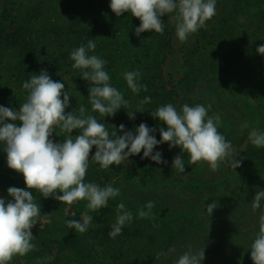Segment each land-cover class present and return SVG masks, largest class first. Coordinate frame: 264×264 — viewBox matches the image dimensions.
<instances>
[{"label":"trees","instance_id":"1","mask_svg":"<svg viewBox=\"0 0 264 264\" xmlns=\"http://www.w3.org/2000/svg\"><path fill=\"white\" fill-rule=\"evenodd\" d=\"M228 1L231 7L225 15L227 18L224 17L221 22L227 24L229 31L225 34L224 42L231 45L239 27L238 24L241 22V17L246 13L247 8L257 4L259 0H255V2L252 0ZM110 2L111 0H68L71 7L68 10L69 14L64 26L58 30L57 28L53 29L54 35L58 33L57 36H61L62 31L60 30H66L67 46L63 56L50 58H55L56 62L66 59L68 67L73 69L72 64L74 62L69 58L71 51L82 44L87 45L88 39H94L96 48L94 52H89V55H97L106 61L105 71L110 76V84L123 93L128 104L119 109L114 116L102 117L98 112H92L88 99L90 83L84 80L80 74L75 78L74 86L61 82L65 84V91L70 94L69 107L65 112L77 110L78 115V109L83 105L86 114L93 115L99 122L104 123L109 132L116 130L119 134L117 127L119 128L122 124L121 120L125 117L124 114L130 113L134 108L154 111L168 103L173 104L174 107L179 103L180 105L177 107L179 110L186 101L194 106L192 101L195 99L191 96L196 95V87L194 89L183 87L182 93L178 94L175 87L168 90L167 83L164 81L163 65L172 50L167 14L161 17V21L164 23L163 35L146 31L137 36L135 28L139 27L140 20L130 13H124L117 17L109 7ZM93 14L97 16V19L92 23L88 22L87 15ZM254 19L253 25L255 27L250 35L251 40L238 50V56L237 54L233 55L230 46L223 53L222 62L208 66L210 67L209 70L204 73L197 69L194 71V64L190 66L193 74L191 72L189 75L191 74L193 78H189L188 85L193 87L198 82L197 76L201 74L205 75L203 80L206 79L207 84L210 85L203 93H198V97L203 99V105L211 104L216 99L215 97L225 96L227 92L232 93L234 89L238 90L239 86L237 85L241 83V74L235 70L238 65L242 67L264 65V55L257 52V48L264 45V10L255 13ZM87 23L92 24L90 29L87 28ZM16 25V31L11 34L7 30L9 27L4 29L2 22H0V44L2 43L0 47L3 44L11 45L14 53L19 54L21 57L20 66H17L15 70L23 81H27L30 75L37 74L39 68L42 67L41 59L36 56L40 42L38 33L34 32L35 28H26L21 21ZM207 44L212 45L209 42ZM56 62L54 61V64L50 65L52 71L47 73L52 77V80L59 82L62 78L57 77L55 79L54 77L58 74ZM73 70L77 71L76 69ZM134 70L141 73L138 83L147 85L148 91L141 90L138 94H134L127 87L123 73ZM210 70L212 71L210 72ZM216 75L218 76L216 77ZM187 79L181 80L180 83ZM146 96L151 97L152 102L142 104L141 100ZM221 100V98H217V101ZM196 104H200V101ZM0 106L10 107L13 110L18 109L15 96L10 90L1 86ZM217 107L222 108L220 105L211 104V109L217 110ZM115 120L119 122L116 123L115 128L110 129ZM7 122L13 123L10 120ZM56 130L58 131L57 135H52L51 138L54 142H63L67 134L62 133L59 128ZM71 134L73 136L78 135L79 131L73 130ZM0 145L3 144L0 143ZM95 151L96 148L93 146L90 159ZM0 160L4 163L7 162L6 152H0ZM138 163L140 168L144 169L146 176L154 179L153 166H147L148 162L144 159H139ZM124 170L122 164L120 166L113 164L110 165L109 169L104 170L97 163L90 161L85 182H95L103 187L115 175ZM239 170L241 184L238 189L228 192L222 191L217 185L194 187L190 189L194 201L183 210L174 212L167 204H162L160 209L152 210L154 219H134L135 216L133 215V220L126 224L122 228L121 234L114 239L109 237V232L116 222L117 212L111 201H108L106 208H102L101 214L86 211L88 215L93 216V222L88 231L83 234L76 232L75 229H68L65 224L68 219L80 220L82 210L75 211V217L64 218L61 222H58L54 215L45 214L47 215L46 218L45 216L40 218V220L45 221V224L41 227L36 224L31 229L34 236L32 243L35 244V249L25 256L14 257L10 264H89L102 248L109 247H118L119 251L114 250L116 254L118 252L124 254L123 260L119 263L116 262L117 264H169L166 252L172 244L188 238H205L208 231L211 232L210 242L216 247L211 264H253L250 247L259 231V224L249 236L245 237L238 229V222L254 213L260 216L261 210L264 209V200L261 201V209L254 212L251 207L256 191L264 190V148L253 146L241 158ZM13 178L9 171L0 168V198L5 199L6 203L13 199L8 195L7 189L9 187L28 190L25 185L18 186ZM30 191L33 192L32 195L36 198L43 214L48 211L52 204L59 202L52 197H43V201L40 193L35 190ZM179 196L185 197L184 195ZM213 202H216L218 206L213 210L211 216H208L207 205ZM45 210L46 212H44ZM173 227L177 228V231H174ZM139 243L142 248H139ZM125 245H129V248H125ZM160 252L165 253V255L158 256L157 254ZM49 256L54 257V259H47Z\"/></svg>","mask_w":264,"mask_h":264},{"label":"clouds","instance_id":"2","mask_svg":"<svg viewBox=\"0 0 264 264\" xmlns=\"http://www.w3.org/2000/svg\"><path fill=\"white\" fill-rule=\"evenodd\" d=\"M109 7L117 17L130 13L140 20L139 27L135 28L137 36L146 31L163 35L161 17L167 14L175 23V34L181 43L216 15V0H111ZM95 48V40L88 39L87 45L73 49L69 58L74 62L72 68L80 70V76L90 83L88 99L92 112H98L102 117L114 116L128 101L110 84V76L105 71L106 61L97 55H89ZM257 52L264 55V45L259 46ZM140 76L141 73L135 70L123 73L127 87L134 94L148 91L147 85L138 83ZM22 88L27 96L18 111L0 106V143L7 154V166L23 175L28 189L9 187L7 192L13 199L6 203L0 198V264H10L14 257L25 256L36 247L32 243L31 229L42 215L40 205L30 190L68 206L87 201L86 208L93 213L106 208L110 198L120 195V189L111 184L101 187L95 182H85L90 161L107 170L110 165L124 164L130 156L143 150L142 159L151 158L157 164L167 163L160 152L153 154V149L158 144L168 143L170 149L179 147L182 154H187L189 165L206 163L215 172L233 155L231 143L218 131L221 124L219 115H209L211 104H184L177 110L168 103L151 111L154 119L158 118L167 126L166 130L163 127L159 129L160 140H157L151 134L155 129L145 123L135 129V135L125 131L121 124L119 132L123 135H117L116 130L110 133L104 123L86 114L83 105L79 107L78 115L77 110L66 113L70 94L65 91V84L52 80L46 70L39 75H30ZM151 102V97L147 96L141 100L142 104ZM128 114L134 119L133 113ZM9 120L20 124L8 123ZM240 127L243 131L249 129V124L244 121ZM57 128L67 134L63 142H54L51 138ZM73 130H78L79 134L73 136ZM248 141L256 148H264V131L251 128ZM93 146L96 151L90 159ZM233 166L234 169L239 167L240 162L233 161ZM172 167L180 173L185 172V161L181 155L174 157ZM262 200L264 190L256 191L251 202L254 212L261 209ZM217 206L216 202L208 204L207 215L211 216ZM154 207L155 202H147L138 209V217L154 219ZM116 212V222L109 232L113 239L133 220L132 212L123 202L117 205ZM92 222L93 216L85 213L80 220L68 219L65 224L68 229L83 234ZM250 249L253 264H264V209L259 216V231ZM204 258V248L193 251L189 245L176 264H202Z\"/></svg>","mask_w":264,"mask_h":264},{"label":"rangeland","instance_id":"3","mask_svg":"<svg viewBox=\"0 0 264 264\" xmlns=\"http://www.w3.org/2000/svg\"><path fill=\"white\" fill-rule=\"evenodd\" d=\"M252 2H255V0H252ZM70 7L68 0H0V22H2L4 29L9 27L7 29L8 32L13 34L17 28L16 24L21 21L26 28H35L34 32L36 34L38 33L40 43L36 56L41 59L40 64L42 67L39 68L36 75H39L42 70L51 72L52 68H50V65L54 64V61L56 62L54 59L63 56L65 47L67 46L66 30H60L62 31L61 36H57L58 33L54 35L53 29L57 28L58 30L64 26ZM230 7L231 4L228 0H216V15L206 22L205 27L190 35L184 43H181L175 34L174 21L171 19L168 21L171 31L172 50L163 65L164 81L167 83L168 90L175 87L178 94L182 93L183 87L186 89L189 87V89H194L196 87V95L191 94V97L196 100L192 101L194 105L199 101L200 104L204 103L202 97H198V93H203L210 85L207 84L206 79L203 80L204 74L197 76L198 82L196 81L197 83L193 87L188 85L189 78L192 77L189 73L192 72L193 74L190 66L194 64V71L197 69L204 73L206 70H209L210 67L208 66L222 62L224 57L223 53L230 46L232 47L233 55L237 54L238 56V50L243 48L251 40L250 35L255 27L253 25L255 13L264 10V0H259L257 4H253V6L247 8L246 13L241 17V22L238 24L239 27L233 37L231 45L230 43L224 42L225 34L229 31L227 24L221 22L230 10ZM96 19L97 16L94 14L91 16L87 15L88 22L92 23ZM87 24V28L90 29L92 24ZM208 42L210 44L212 43V45L209 46L207 44ZM50 57L55 58L51 59ZM198 59L199 61H197ZM20 61L21 57H19L18 53H14L11 45L7 46L3 44L0 47V86L10 90L15 96L18 107L17 111L19 110V106L25 102L27 96V92L22 88L25 80L23 81L15 70L17 66H20ZM56 63L58 74L54 76L55 79L61 77L62 79L59 82L63 81L69 86H74L76 83L75 78L81 74L80 70L74 71L68 67L66 59L65 61H57ZM235 70L238 74H241V83L237 85L239 86L238 90L234 89L232 93L227 92L225 96L215 97L216 99L211 104L220 105L222 108L217 107V110H209V115H219L221 124L218 131L231 143L232 149L234 150L233 155L222 162L217 171L213 172L206 163L189 165L187 154H182L179 147L170 149L168 143L158 144L153 149V154L160 152L162 159L167 163L157 164L151 158H143L148 162L147 166H153L154 168V179H150L138 163V160L142 159L141 157L143 156L142 150L140 154L130 156L128 161L122 164L125 170L115 175L108 183L120 189V195L118 197L109 199L114 204L115 210L117 205L123 202L126 209L131 211L135 216L134 219H138V209L142 208L149 201L155 202L153 209H160L162 204H167L174 212L183 210L194 201V197L190 192V189L194 187L217 185L222 191L228 192L238 189L241 184L240 170L239 167L234 169L233 161L240 162L241 158L253 147L248 141V132L251 128L264 131V65H248L247 67L238 65L235 67ZM185 78L188 79L180 83ZM217 98H221L222 100L217 101ZM184 104L192 105L187 101ZM178 105L180 104L177 103L175 107L177 108ZM130 113L135 114L134 119L130 118L129 114L126 113L124 114L125 117L121 120V123L125 126V131L134 132L133 134L135 135V129L141 123H145L149 128L155 129L151 134L157 140H160L159 129L163 127L166 130L167 126L159 121L158 118L154 119L151 111L134 108ZM244 121L248 122L249 129L241 131L240 126ZM118 122L116 120L113 121L110 129L115 128ZM13 123H16L18 126L20 124L19 121ZM117 129L119 128L117 127ZM57 133L58 131L56 130V133L53 132V135H57ZM117 135H123V133L120 132ZM1 151L5 152L4 145H0ZM177 155H181L185 161V172L183 173L178 172L172 167V161ZM0 168L9 171L18 186L25 185L23 175L9 169L7 162L4 163L0 160ZM179 195H184L185 197L181 198ZM41 199L44 201L43 196H41ZM86 203L87 201H78L68 206L58 202L52 204L47 212L45 210L44 212L46 213L43 214L41 212V217L44 218L43 215L45 214L54 215L56 220L61 222L64 218L75 217L74 212L77 210H82L83 216L87 213L86 211L90 212L86 208ZM101 211L102 208L97 213L101 214ZM44 224L45 221L41 219L37 223V226L41 227ZM258 224L259 216L254 213L244 219H240L238 229L243 236L247 237L251 234V231H254ZM172 229L177 231L175 227ZM210 234L211 232L208 231L205 238H188L178 240L172 244L166 252V258L169 264H176L179 257L188 250L189 245L192 246L193 251L204 248L205 258L202 264H211L216 247L210 242ZM124 247L129 248V245H125ZM131 247L133 246L131 245ZM139 248H142L140 243ZM114 250L119 251V248H102L99 254L89 264H117L121 262L124 254L120 252L116 254Z\"/></svg>","mask_w":264,"mask_h":264}]
</instances>
